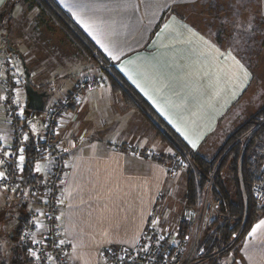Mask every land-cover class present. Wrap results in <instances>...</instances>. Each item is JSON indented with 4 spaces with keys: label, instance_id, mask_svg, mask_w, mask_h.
Here are the masks:
<instances>
[{
    "label": "crops",
    "instance_id": "obj_1",
    "mask_svg": "<svg viewBox=\"0 0 264 264\" xmlns=\"http://www.w3.org/2000/svg\"><path fill=\"white\" fill-rule=\"evenodd\" d=\"M56 2L159 116L191 147L189 141H195V150L201 149L202 141L214 136L237 111L226 103L217 76L230 86L225 88L234 90L238 86L240 90L238 78L246 67L238 57L251 52L257 56L264 48V0ZM8 3H13L16 10L30 5L25 0H4L0 11ZM74 11L84 19L104 22L101 39L119 59H112L76 19ZM45 28L38 35L44 42L42 49L37 50L41 60L30 72L35 88L49 93L48 106L59 100L61 94L72 91L83 70L96 69L64 33ZM58 38L59 43L55 40ZM3 41L0 32V71L3 61L16 53L8 50V42ZM1 95L0 91V130L7 129L9 116ZM128 107L109 85L86 91L81 102L70 108L72 115L62 128L68 168L61 186L60 225L72 243L70 263L99 264L101 248L135 245L169 186L164 163L146 155L130 154L128 148L135 143L133 138L138 131L129 126ZM45 118L46 113L41 126L31 124L29 119L28 129L23 128L35 141L43 135ZM143 136L141 143L145 147H155L149 135ZM37 163L35 174L39 180L47 176L48 161L40 158ZM11 191L0 192V207L7 203L6 197L9 201L27 196L29 203L22 212L32 214L43 202L40 193L32 192L30 186L13 190L17 192L15 196ZM260 220L264 217L254 223L241 242L239 254L229 255L226 264H264V226L249 235Z\"/></svg>",
    "mask_w": 264,
    "mask_h": 264
},
{
    "label": "trees",
    "instance_id": "obj_2",
    "mask_svg": "<svg viewBox=\"0 0 264 264\" xmlns=\"http://www.w3.org/2000/svg\"><path fill=\"white\" fill-rule=\"evenodd\" d=\"M25 1L31 2L32 8L38 9V17L41 19L44 17L45 23L51 22L58 26L60 31L77 46L84 56L93 64H97L101 70L104 69L112 90L121 93L123 99L130 106L139 109L146 116L164 144L169 145L176 154L190 161L192 167L187 171L184 196L186 207L196 209L201 204L204 205L209 196L212 199L205 203L206 207L208 203L220 200L219 205L213 209L215 216L201 239L200 245L210 258L207 264H226V262H222L223 256L238 255L243 238L254 223L264 217V195L259 196L255 189L259 184L264 185V106L237 126L214 155H203L191 147L176 130L159 116L142 94L120 73L115 63L110 64V70L99 65L102 62L110 63V59L102 53L56 0ZM9 4H12L10 8L12 10L14 4ZM9 44L12 46L11 43ZM10 46L8 45L10 50L14 51L15 48ZM27 111L32 115L40 112L30 109ZM147 111L152 114L150 117H147ZM153 117L163 122L165 128L156 124ZM30 118L28 116L22 120L24 129H28L27 121ZM155 159L165 164L169 157L162 156ZM39 160L36 141L32 137L29 147L26 149L25 175L28 184L19 190L27 189L29 185L36 183L38 178L35 174V165ZM24 210L25 206L22 211ZM22 211L16 229L19 245L13 246L14 256L11 264L23 262L24 264H33L32 257L20 239L24 228L31 219V213L25 214ZM193 226L190 227V233ZM10 238L12 237L10 236ZM215 253L217 255L211 257ZM2 264L7 263L3 261Z\"/></svg>",
    "mask_w": 264,
    "mask_h": 264
},
{
    "label": "built area",
    "instance_id": "obj_3",
    "mask_svg": "<svg viewBox=\"0 0 264 264\" xmlns=\"http://www.w3.org/2000/svg\"><path fill=\"white\" fill-rule=\"evenodd\" d=\"M17 80L15 71L10 66L7 74L9 84L1 95L2 104L7 108L9 116L7 129L0 130V160L5 161V166L0 168V172L6 174L5 179H0V192L19 190L28 184L25 175L26 149L29 147L32 136L22 127V120L28 106L19 104L18 97L26 93V90L25 86H16ZM106 83V78L103 75L84 71L75 81L72 91L61 94L59 100L46 106L43 135L36 141V150L40 158L48 161V172L45 178L29 185L32 192L40 193L43 202L31 214V219L21 235V242L26 251L29 254L30 250L36 251L40 257L37 259L30 255L33 264H71L72 243L62 232L60 225L62 217L61 186L68 168L67 147L62 137V128L68 122L69 116L72 115L73 111L70 108L81 102L84 92L105 87ZM21 148L24 149L23 161L19 160ZM128 149L132 156L144 157L147 149L149 152L155 153L156 146L147 148L143 143H139L129 146ZM5 152L9 155L5 156ZM180 160H176L179 163L178 168L181 167V170L184 171L185 163ZM168 173L172 177L179 176L180 169L177 171L175 166L173 169L170 167ZM261 188V186H256V192L259 193ZM219 203L220 200L208 203L207 212L215 209ZM169 214V210L154 212L135 245L112 244L101 248L99 264H189L191 258L186 255V250L189 244L190 227L196 223V216L191 214L186 218L179 219L176 223L170 222L163 225L162 218H167ZM152 221H156V223L153 224ZM160 236H163L164 239L157 243ZM33 240L38 243H32ZM60 240H63L64 244H59ZM53 242L57 246L54 247ZM216 255L215 253L211 257ZM46 256H51L54 259H46ZM201 256L199 261H204L207 258L203 254Z\"/></svg>",
    "mask_w": 264,
    "mask_h": 264
},
{
    "label": "rangeland",
    "instance_id": "obj_4",
    "mask_svg": "<svg viewBox=\"0 0 264 264\" xmlns=\"http://www.w3.org/2000/svg\"><path fill=\"white\" fill-rule=\"evenodd\" d=\"M29 3L31 5V2ZM11 6L12 4H9L8 6L6 5L0 11V32L2 34V37L4 38L3 42L6 44L7 43L6 38L9 37L10 38L9 43H11L15 49H18L21 52L23 58L25 59L29 67V70H31L33 67H36V65L41 60V57H39L41 55L40 53H38L37 50L42 49V44H44V42L42 39H39L40 38L38 36L40 35L39 33L41 31L43 32V30H46L45 26L48 27V30L50 32H54V31L56 32L58 30L60 31V28L58 26H55L53 23L49 21H48L49 23H45L44 17H42V19L38 17L39 13L37 8H32V6L30 8L27 5L26 8L24 7V9L16 10L13 7V9L10 10ZM55 36H58V34H56ZM26 37L27 39H25ZM55 40H59V38ZM55 40L54 42L57 43ZM59 42L60 40L58 41V43ZM6 48L10 50V48L8 47V43ZM11 52L14 53V51L12 50ZM257 54H258L257 56H252V52H251V54L246 56H240V57L237 56L246 67L244 74L239 75L238 78L240 81L239 84V87H241L240 90H238L237 88L238 86H234L236 87L234 90L225 88L230 86L225 84V79L219 78V75L217 76V80H218L217 84L224 96L226 103L231 105L230 108H234V110L237 111H235L234 115H230L228 117V119L224 122V125L221 126L220 130L214 136H212L211 138H206L207 140L204 139L202 141L203 145L200 146L201 149H199L198 151H200V153H202L203 155L206 156L214 155L217 149L223 143V141L237 126H239L243 121L248 119L250 116H252V114H255L260 108L264 106V48L258 51ZM209 59L214 61V58H209ZM217 60L216 63L218 62ZM109 62L110 63L102 62L99 65L104 66L106 70H110L111 69L110 64L112 63L114 64V62H112L111 60H109ZM210 64L213 65L212 63ZM96 65L97 64L93 65V67H95L96 70H94L93 68L91 69L89 68L83 70V72L91 71L94 74L103 75L107 81L105 86L108 85L110 86L107 73L104 71V69L101 70V68L98 65L97 66ZM10 66L15 71V76L18 79L16 86H20V87L25 86V75H24L22 62L18 54L14 53L13 57L10 58L8 57L2 63V67L0 71L1 93H4V91L7 89V84H9V82L7 81V74ZM222 66H225L224 63L222 64ZM97 67L99 68V70L97 69ZM211 75L212 74L210 73V76ZM119 94L121 95V93ZM27 100L28 98L26 93H23L21 96L18 97V101L21 106L26 105ZM128 109H129V118L131 119L128 122L129 126L130 128L131 126L135 127L136 130L138 131L137 132L138 134L133 138L135 142L134 144L141 143L144 137L143 135H149L148 137H150V141H152V143L156 146V150L155 153H151L147 149L145 151V155L147 157H151L154 159L160 158L162 156L169 157L168 161H166L165 163L167 168L168 179H169L168 181L169 186L167 187V191L165 192V194L162 195V202L157 211V212H162L165 210L170 211V214L167 218H162L163 225L168 224L170 222L176 223L179 221V219L186 218L189 215L194 214L196 216V223L194 224L193 229L190 233L189 244L186 250V255L191 258L189 264H207L210 258L205 254L204 250L201 251L203 247L200 244L204 231L211 223L212 218L215 216L213 210L210 212H207L206 210L207 207L205 203L210 201L212 198L210 196L207 197L204 205L201 204L196 209L194 208L188 209L186 207L184 196L186 193L187 171L190 167H192L190 161L186 160L181 155L176 154V152L172 147L162 142L161 138H159L158 135L156 134L155 132L156 130L150 125V122L147 120L146 116L143 115L139 109L134 108L130 105ZM27 110L28 109H26L25 117L28 116L31 117L30 118L31 124L33 125L36 124L38 126H41L43 122L45 110L35 115L28 113ZM151 115L152 114L147 111V117H150ZM153 119L156 120L155 121L156 124H158L162 128H165L164 125L162 124L163 122H160V120H157L155 117H153ZM178 159L179 160L181 159L180 162L185 163L186 168L184 171L181 170V167L178 168L179 163L176 161ZM37 165H39V163H37ZM174 166L177 171L180 169L179 176L176 175L172 177L171 174L168 173V168L172 167L173 169ZM259 186L262 187L261 188L262 190L259 192V196L261 194L264 195V185L259 184ZM16 193L17 192L13 190L11 191L12 196H15ZM26 193H27L26 195H28V191ZM5 200H7V203H4L3 206L0 207V233H1L0 264H2L3 261L4 263L11 264L12 258L14 256L13 246L19 245V240H17L19 239L17 238L18 237L16 230L17 228L14 226L18 223V219L20 217L21 211L23 210V207L26 206L25 204L29 203V199L27 196H24L23 198L19 196V197H14V199H10L9 201H8V197H6ZM29 209L30 207H28V210ZM11 233H13L12 238H10ZM201 254L207 257L204 261H199V258L202 257ZM227 258L228 256H223L222 262L225 263L226 262L225 259ZM21 264H24V262Z\"/></svg>",
    "mask_w": 264,
    "mask_h": 264
},
{
    "label": "snow or ice",
    "instance_id": "obj_5",
    "mask_svg": "<svg viewBox=\"0 0 264 264\" xmlns=\"http://www.w3.org/2000/svg\"><path fill=\"white\" fill-rule=\"evenodd\" d=\"M4 3V0H0V4H3ZM74 7H84V6H74ZM73 15L76 17V19L83 25V27L88 30L90 33L93 34L94 38H96V41L97 43L100 44V46L102 48H104V50L106 52H108V54L112 57V59H119V56L116 55V54H113L112 51H110V48H109V45L104 43L101 39V37L104 35L103 31H102V26L104 24L103 21H100V20H96V19H91V20H88V19H84L81 17V15L78 13V12H73ZM167 27V25H166ZM134 83H136V81H133ZM139 87V85H137ZM141 91H144L143 88H141ZM145 95H147V92H145ZM25 139H27V136H25ZM189 143L192 145L193 148L196 147V143L195 141H189ZM20 153L21 155H19V160L20 161H23L24 160V156L22 155L24 149L21 148L20 150ZM5 156H8L9 153L5 152L4 153ZM5 163L4 160H0V165H3ZM37 171L40 170V167L39 165H37V168H36ZM6 178V174L5 172H0V179H5ZM153 224L156 223V221H152ZM261 226H264V220H260L258 224H256L253 228H252V231L249 233V235H254L257 231V229H259ZM164 237L163 236H160L157 240V243L159 242V240H163ZM32 243H38V241L36 240H33ZM59 244H64V241L63 240H60L59 241ZM53 246H57L55 245V242H53ZM201 251H203V249H201ZM30 255H32L33 257L37 258V259H40V257L37 255V252L36 251H31L30 250ZM46 259H54L53 257L51 256H46Z\"/></svg>",
    "mask_w": 264,
    "mask_h": 264
},
{
    "label": "water",
    "instance_id": "obj_6",
    "mask_svg": "<svg viewBox=\"0 0 264 264\" xmlns=\"http://www.w3.org/2000/svg\"><path fill=\"white\" fill-rule=\"evenodd\" d=\"M7 42L9 44V38L7 37ZM13 48L12 46H10ZM14 51L19 55L23 70H24V75H25V90L28 98L27 106L28 109L34 110V111H44L46 107V100L49 97V93L46 90H38L34 87L31 81V72L29 70V67L23 58L21 52L18 49H14ZM10 236H13V233L10 234Z\"/></svg>",
    "mask_w": 264,
    "mask_h": 264
}]
</instances>
